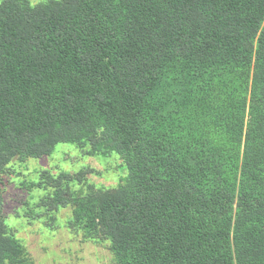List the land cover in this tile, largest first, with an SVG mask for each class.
Here are the masks:
<instances>
[{
  "label": "trees",
  "instance_id": "obj_1",
  "mask_svg": "<svg viewBox=\"0 0 264 264\" xmlns=\"http://www.w3.org/2000/svg\"><path fill=\"white\" fill-rule=\"evenodd\" d=\"M68 145L31 221L70 208L113 264H264V0H0V214ZM0 264H35L2 216Z\"/></svg>",
  "mask_w": 264,
  "mask_h": 264
},
{
  "label": "rangeland",
  "instance_id": "obj_2",
  "mask_svg": "<svg viewBox=\"0 0 264 264\" xmlns=\"http://www.w3.org/2000/svg\"><path fill=\"white\" fill-rule=\"evenodd\" d=\"M31 1L35 4L46 0ZM71 158L74 161L78 160L76 149L74 146L68 145L64 150H57L49 159L43 161L31 159L22 165L15 162L12 175L5 176L3 179L5 205L4 213H1L0 216L6 218L13 232L17 234L18 239L29 251L35 264H113L107 242L93 243L83 240L81 236L66 229L65 224H67V219L70 216V208L60 210L55 216L51 214L45 217L39 216L35 217V221H31L28 215L21 213L22 208L20 206L15 207V201L22 195L24 202H29L34 214L43 213V209H37L35 206L39 198L46 192L35 189L33 192L27 193L20 187L24 183L38 182L40 173L47 169L45 166L49 170L74 171L77 166H84L90 161L88 158L79 160L76 162V166H73V160L66 161V159ZM101 164L106 166V161L94 166L101 174H106V179L96 177L99 183L107 187H114L119 184L121 169L117 168L114 163L106 166L107 169ZM50 217H55L56 220L51 221Z\"/></svg>",
  "mask_w": 264,
  "mask_h": 264
}]
</instances>
